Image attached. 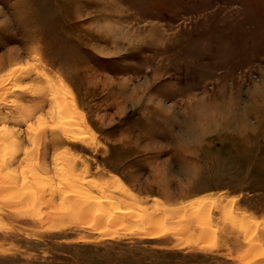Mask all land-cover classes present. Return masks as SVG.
<instances>
[{
    "label": "rangeland",
    "instance_id": "374dc122",
    "mask_svg": "<svg viewBox=\"0 0 264 264\" xmlns=\"http://www.w3.org/2000/svg\"><path fill=\"white\" fill-rule=\"evenodd\" d=\"M4 178L0 264H264V0H0Z\"/></svg>",
    "mask_w": 264,
    "mask_h": 264
},
{
    "label": "bare ground",
    "instance_id": "6f19581e",
    "mask_svg": "<svg viewBox=\"0 0 264 264\" xmlns=\"http://www.w3.org/2000/svg\"><path fill=\"white\" fill-rule=\"evenodd\" d=\"M32 66H29V69L27 70V68L26 69H22V70H24V71H21V72H26V74H31V73H35L36 72V74H38L39 73V71H38V69H37V67H36V64H31ZM18 71H14V72H12L11 73V75H13V76H15L16 75V73H17ZM25 74V75H26ZM39 75L40 76H42L43 74L41 73H39ZM27 76V75H26ZM19 79V78H18ZM9 80V79H8ZM49 89L51 90V94H52V96H53V98L55 99V100H58L59 99V96L61 95L62 97V100H64V102H67V103H70L68 100H69V97H71L70 96V92H69V90H67V88H66V86L63 84V83H59V84H57V83H54V82H50L49 81ZM56 103V102H55ZM58 103V102H57ZM60 103V102H59ZM61 111V110H60ZM52 114V118H51V120H56L57 121V123H55L54 124V126L55 125H65V123L67 122V121H65V119L66 118H64V117H58V116H55V115H53L54 113H51ZM67 114V113H66ZM42 117V116H41ZM55 117V118H54ZM71 119H72V117H71ZM67 120V119H66ZM70 123V122H69ZM69 126V125H68ZM67 126V124H66V128L64 129V132H67L66 130H68V129H70V127H68ZM43 129V128H42ZM28 131H29V133H32L33 131H34V126H29L28 127V129H27ZM78 130V129H77ZM11 130L10 129H8V127H6V126H3V128H2V132H5V133H8V132H10ZM39 130H37V132H38ZM41 132H42V130H40ZM40 133V132H39ZM18 162V161H17ZM2 164V163H1ZM17 164V163H16ZM42 169L43 170H47V171H49V167H48V165H46L44 162H42ZM46 171V172H47ZM54 174V173H53ZM56 176V175H55ZM37 177H39V179H43L42 177H40L38 174H37ZM56 179H51L50 181L51 182H54V184L53 185H51L50 184V182H46V181H40L39 183H41V184H44V186L46 185V187L48 188L47 189V191L46 190H44V191H42L41 193H39V195H41L40 196V198L44 201V204H47V208L48 209H50V215H53V214H55V217L56 218H58V219H63V218H65V217H68V215L70 214V216L69 217H71V211H72V209H76V207L78 206V205H80L79 203H78V200H75V202L71 199V197L68 195V196H66L67 194H69V193H75L74 195H76L78 198H80V196H86V197H84V198H93V196H91V195H89V194H85L84 192H81V191H79L78 189H79V187H69L70 186V184H67L68 186H64V185H60V181H59V177L58 176H56L55 177ZM12 180V179H11ZM8 180V178H4V181H2L3 183H0V194H2V193H6V192H9L10 191V189H13L14 188V191L15 192H20V193H22V191H21V189L20 188H22V190H26L27 191V189H31V186H30V184H29V182H27V181H22V183L20 184V186H18L19 184H17V183H14V180ZM56 181H57V183H56ZM56 187V188H55ZM65 188V189H64ZM72 188V189H71ZM68 189V191H65V190H67ZM69 189H71V190H69ZM25 191V192H26ZM31 192V191H30ZM29 192V193H30ZM31 194V193H30ZM33 194V193H32ZM81 194H83V195H81ZM65 195V196H64ZM27 196V195H26ZM28 197L29 198H27V200H29V202H31L30 200H32V195L30 196V195H28ZM26 198V197H25ZM60 200L61 202L60 203H57V202H59L58 200ZM83 200V199H82ZM92 204L90 205V206H88L87 208H85L84 210H83V213H82V215H81V217H84V218H86V217H88V215H90L92 212H93V209H92V207H93V203H95L94 201H90ZM83 205V204H82ZM202 204H200V203H198L197 204V206H201ZM84 207H86V205L84 206ZM63 212H65V214L63 213ZM205 214H206V212H205ZM102 215V217L103 218H106V214H101ZM204 215V214H203ZM137 218V217H136ZM115 219L118 221L117 223L118 224H122L120 221V219L118 218V217H115ZM156 221V220H155ZM99 222L100 223H97L96 222V224H97V227H99V226H101V225H103V223H102V220H99ZM153 224V223H152ZM154 227V226H153ZM152 227V228H153ZM157 232V231H156ZM206 233H203V238L204 239H206V238H208L209 236H211V235H209L208 234V232L209 231H205ZM152 232H149L148 234H151ZM152 235V234H151Z\"/></svg>",
    "mask_w": 264,
    "mask_h": 264
}]
</instances>
